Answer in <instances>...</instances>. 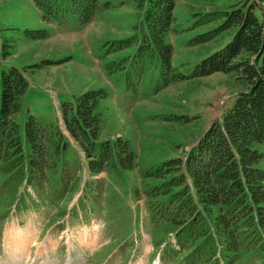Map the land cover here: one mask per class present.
Instances as JSON below:
<instances>
[{
    "label": "trees",
    "instance_id": "obj_1",
    "mask_svg": "<svg viewBox=\"0 0 264 264\" xmlns=\"http://www.w3.org/2000/svg\"><path fill=\"white\" fill-rule=\"evenodd\" d=\"M136 24L129 37L113 41L106 54L133 50L107 63L124 88L137 94L147 79L154 92L171 84L212 74H235L245 82L232 106L225 109L182 153L153 172H145L142 196L150 216L148 229L161 258L179 264H241L246 257L264 258V18L254 5L234 4L223 12L199 16L194 28L219 21L191 41L199 45L231 32L222 48L191 70L171 64L173 48L166 42L175 22L178 0H130ZM263 0H257V3ZM46 24L75 21L79 26L110 8L102 0H32ZM192 27V28H193ZM30 41L45 40V30H26ZM12 44L3 43L2 58ZM186 71V73H185ZM28 88L16 67L0 70V220L21 206L65 204L76 190L82 168L58 127L27 112L17 120ZM109 94L90 87L61 104L65 129L91 174L106 173L122 183L137 163L129 132L108 119ZM118 134V136H116ZM151 181H154L151 183ZM134 192L137 188L131 185ZM95 191V190H94ZM103 189L93 195L98 197Z\"/></svg>",
    "mask_w": 264,
    "mask_h": 264
},
{
    "label": "rangeland",
    "instance_id": "obj_2",
    "mask_svg": "<svg viewBox=\"0 0 264 264\" xmlns=\"http://www.w3.org/2000/svg\"><path fill=\"white\" fill-rule=\"evenodd\" d=\"M102 1H109L110 8L88 24L70 21L59 26L44 23L32 0H0V70L16 67L28 84L17 120L23 124L30 112L53 122L69 144L66 158L82 164L75 172L78 190L65 204L21 206L0 220V264H179L169 255L161 258L152 243L142 175L187 151L232 106L234 96L244 92L246 84L235 74L216 73L154 92L145 79L132 95L125 90L123 77L111 74L106 65L133 50L108 55L106 50L113 41L132 34L136 11L130 0ZM234 4L264 8V0L259 4L257 0H178L175 22L166 37L173 48L171 64L184 63L191 70L222 48L230 31L204 44H190L219 21L193 25L199 16L223 12ZM255 13L260 20L264 18L263 12L255 9ZM26 30H45L49 36L30 41ZM3 43L12 44L5 58ZM90 87L106 90L108 119L134 139L137 163L122 183L108 179L106 173L91 175L84 160L74 157L80 152L63 124L61 104ZM257 261L246 257L241 264H264V258Z\"/></svg>",
    "mask_w": 264,
    "mask_h": 264
}]
</instances>
